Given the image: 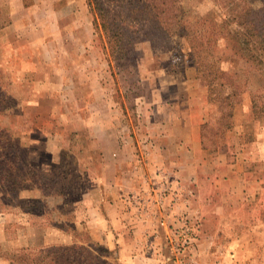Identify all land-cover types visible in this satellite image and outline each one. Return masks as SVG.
Segmentation results:
<instances>
[{"label": "rangeland", "instance_id": "1", "mask_svg": "<svg viewBox=\"0 0 264 264\" xmlns=\"http://www.w3.org/2000/svg\"><path fill=\"white\" fill-rule=\"evenodd\" d=\"M165 1L102 29L86 0H7L0 107L17 103L19 140L0 138L6 259L40 261L24 249L48 247L55 231L84 239L87 221L100 247L117 255L123 242L136 264L149 246L160 263L198 264L193 216L199 193L217 198L214 168L225 157L239 173L264 167V53L249 35L264 0Z\"/></svg>", "mask_w": 264, "mask_h": 264}, {"label": "crops", "instance_id": "2", "mask_svg": "<svg viewBox=\"0 0 264 264\" xmlns=\"http://www.w3.org/2000/svg\"><path fill=\"white\" fill-rule=\"evenodd\" d=\"M7 5V0H0V14L3 8L4 16L0 26H5L0 27V32L7 31ZM11 21L13 23L16 21L13 16ZM188 141L199 143L197 147H200L201 140L198 133ZM227 153L226 151L223 154L219 153L217 157L214 156V162L215 159L225 157ZM218 164L224 169L217 172L216 167L214 168L213 174L219 178H210L215 183V189L209 191V193H215L217 198H209L205 201L200 199V193L197 198L195 208L197 214L193 216V220L199 219V224L191 250L193 257H196L198 264H264V167L252 170L245 168L239 173L238 169L232 168L234 164L228 163L226 157ZM213 165L215 164L212 162ZM197 168L195 167L194 171H197L199 176V167ZM197 183L199 187V179ZM85 225L90 227L87 221ZM89 233L94 240L98 241L91 231ZM70 234L55 231L53 235L56 237L50 242L47 241L70 243L73 240ZM121 237L122 235L120 239ZM24 245L32 246L31 243H22L20 246ZM4 248L6 249V246L2 247L0 243V253L2 252L3 256L2 259L0 258V264H11L12 259H6ZM154 249L152 246L147 248V264H163L153 255ZM133 255L128 245L119 243L117 256L120 261L124 264H136L138 260ZM165 264L169 263L165 262Z\"/></svg>", "mask_w": 264, "mask_h": 264}, {"label": "trees", "instance_id": "3", "mask_svg": "<svg viewBox=\"0 0 264 264\" xmlns=\"http://www.w3.org/2000/svg\"><path fill=\"white\" fill-rule=\"evenodd\" d=\"M87 5L89 8L95 12V26H100L102 29H106L107 26L114 25L117 20H119L120 17L123 16L121 22H124L127 18L130 19L132 14L141 9H147L149 11V15L155 16L158 12H160V5L166 4V1L163 0L162 2H157V0H86ZM147 1V5L146 4ZM170 0H167V3H169ZM140 4H144L140 5ZM134 19V18H133ZM165 23L167 26L168 23ZM164 29V28H163ZM258 31H249L250 36H259L261 37V45L260 47L256 46L258 49L263 50L264 53V26H261ZM117 40L121 38V34L115 32L113 35ZM249 40L246 41L248 44ZM122 44H118L115 47H112L113 50L117 49ZM247 51H251L252 48L250 46H246ZM260 68V67H259ZM264 69V65L263 68ZM15 92H12L11 90H6V98H10V94H14ZM15 106H17V103L10 106H3L0 107V138H6L7 142H15L17 145V142L19 140L18 136L14 133V124L11 122V118L13 117L14 111L11 110ZM1 149V147H0ZM3 154V153H2ZM6 155V154H5ZM9 159H12L15 157V154H7ZM2 158V157H1ZM3 159L2 162L7 163V166H9V159ZM9 169V168H8ZM20 190L17 192H13L10 189L6 191L7 195H10L13 192V197H17V194ZM2 198L1 200H3ZM43 215H40L36 212H30V217L32 220H35L38 217H41ZM71 225V229L74 228L73 222ZM84 227V226H82ZM85 225V232L86 237L84 239H78L76 237V234L73 231H71L73 236V240L70 243H49L48 247L43 246L44 248H25L24 250L27 251L25 254L30 256L32 253L37 252L36 256L38 257L39 253H44L46 256H43L42 259L39 261L37 258L31 259L29 264H46V260L48 257L49 262L47 264H124L122 261L119 260L118 256L115 255V252L113 250H109L107 248L100 247L98 241L94 240L89 231L86 228ZM64 245V246H62ZM113 252V253H112ZM39 258V257H38ZM18 255L17 258L11 261V264H17Z\"/></svg>", "mask_w": 264, "mask_h": 264}]
</instances>
